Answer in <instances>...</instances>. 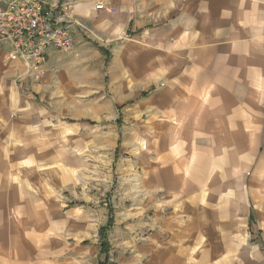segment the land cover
I'll return each instance as SVG.
<instances>
[{"label": "crops", "instance_id": "crops-1", "mask_svg": "<svg viewBox=\"0 0 264 264\" xmlns=\"http://www.w3.org/2000/svg\"><path fill=\"white\" fill-rule=\"evenodd\" d=\"M69 1L82 24L73 29V48L49 50L37 72L30 75L22 60L9 61V47L0 45V264L20 262L5 258L9 232L13 240L19 226H48V193L39 196L26 185L22 168L31 152L54 149L50 135L64 114L84 124L93 117L86 101L113 104L139 119L141 152L154 159L141 167V190L169 196L173 229L187 240L156 260L221 263L217 249L215 257L212 251L192 255L194 235L187 233L214 230L226 237L243 218L239 198L252 217L243 187L240 194L227 188L242 185L239 178L261 165L255 151L264 120V0ZM98 1L105 9L95 8ZM16 80L40 95L22 90L12 101L5 87ZM99 107V116L117 118ZM198 245L214 244L201 239Z\"/></svg>", "mask_w": 264, "mask_h": 264}, {"label": "rangeland", "instance_id": "rangeland-1", "mask_svg": "<svg viewBox=\"0 0 264 264\" xmlns=\"http://www.w3.org/2000/svg\"><path fill=\"white\" fill-rule=\"evenodd\" d=\"M20 82L5 87L12 101L14 92L22 90L40 95L30 87L22 88ZM261 97L264 102V88ZM85 103L89 115L97 117L84 124L71 112L64 114L66 121L55 122L50 135L54 149L31 152L22 168L26 185L34 187L39 196L48 193V226H19L13 240L14 232H9L5 258L10 255V260L20 262L6 264H162L156 260L158 253L187 242L182 230L173 229L177 217L166 201L169 196L141 190V167H150L154 159L151 152L150 156L141 152L139 119L131 118L129 112H117L104 101L95 107ZM98 105L100 114L114 110L117 118L99 116ZM61 124L69 128L58 127ZM261 124L260 148L255 151L261 165L239 178L242 185L230 182L227 188L229 193L240 194L243 187L252 217L246 208L240 209L244 205L237 195L243 218H238V226H229L226 237L224 232L216 236L214 230L187 233L194 235L188 240L192 255L212 251L215 257L216 249L222 253L223 261L211 264H264V120ZM220 192L226 193L224 187ZM201 239L214 245H198Z\"/></svg>", "mask_w": 264, "mask_h": 264}, {"label": "built area", "instance_id": "built-area-1", "mask_svg": "<svg viewBox=\"0 0 264 264\" xmlns=\"http://www.w3.org/2000/svg\"><path fill=\"white\" fill-rule=\"evenodd\" d=\"M105 9L103 1L95 3ZM69 0H10L0 2V45L8 46L7 59L24 61L37 72L47 62L51 49L73 48V29L82 26L71 15Z\"/></svg>", "mask_w": 264, "mask_h": 264}]
</instances>
